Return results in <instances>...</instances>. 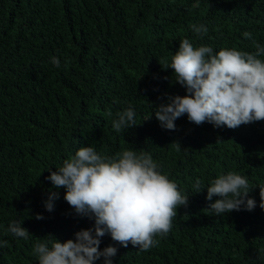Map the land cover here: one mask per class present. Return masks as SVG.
I'll list each match as a JSON object with an SVG mask.
<instances>
[{"label":"trees","instance_id":"trees-1","mask_svg":"<svg viewBox=\"0 0 264 264\" xmlns=\"http://www.w3.org/2000/svg\"><path fill=\"white\" fill-rule=\"evenodd\" d=\"M193 24L208 34L199 39ZM184 38L214 51L253 52V41L264 46V0H0V240L8 241L0 264H38L37 238L63 242L93 226L46 179L82 146L109 156L150 153L189 195L158 246L119 247L113 264H264L259 188L249 193L254 210L216 216L206 208L218 197L208 201L206 188L193 187L197 178L207 186L230 171L250 186L264 183V121L233 130L184 116L166 130L152 113L158 97L186 94L172 70L162 69ZM129 106L137 126L117 133L112 120ZM49 191L60 197L52 212L43 206ZM16 220L32 234L28 240L4 235ZM112 243L106 235L101 250Z\"/></svg>","mask_w":264,"mask_h":264},{"label":"clouds","instance_id":"clouds-1","mask_svg":"<svg viewBox=\"0 0 264 264\" xmlns=\"http://www.w3.org/2000/svg\"><path fill=\"white\" fill-rule=\"evenodd\" d=\"M191 29L199 39L208 34L204 24H193ZM243 36L252 40L250 32L245 31ZM252 46L253 52L236 48L214 51L211 46H195L188 38L182 39L170 62L161 68L172 70L175 83L186 94H164L158 97L159 104L151 103L160 126L175 130V121L184 116L197 126L209 123L214 128L233 130L264 121V46L255 41ZM50 62L60 67L57 56ZM152 113L144 120L151 119ZM107 115L111 117L112 113ZM135 126L136 113L131 106L117 112L112 120L117 133ZM176 146L181 147L179 142ZM49 171L46 179L55 189L65 190L63 199L74 213L94 224L63 242L52 234L43 241L37 238L32 251L38 264H96L101 258L103 264H113L118 248L129 244L148 251L168 236L177 210L189 204V195L182 194L178 185L162 173L161 165L143 150L125 149L109 156L92 146H82L56 171ZM193 187L194 193L206 188L208 201L218 197L206 208L216 216L254 210L257 202L249 193L256 187L259 207L264 209V183L250 186L248 178L236 172L220 174L207 186L197 178ZM59 198V192L49 191L43 201L45 210L52 212ZM35 219L42 220L44 216L38 213ZM21 224L20 220L11 222L4 235L28 240L32 234ZM106 235L113 243L101 250V240ZM7 244V240H0V247Z\"/></svg>","mask_w":264,"mask_h":264}]
</instances>
